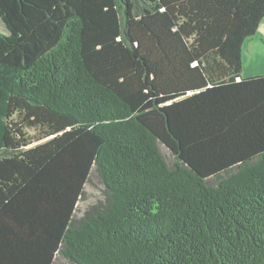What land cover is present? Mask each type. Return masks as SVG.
Returning <instances> with one entry per match:
<instances>
[{
    "label": "trees",
    "instance_id": "obj_1",
    "mask_svg": "<svg viewBox=\"0 0 264 264\" xmlns=\"http://www.w3.org/2000/svg\"><path fill=\"white\" fill-rule=\"evenodd\" d=\"M0 20V264H264V76L242 78L264 0H0ZM94 170L108 205L76 225Z\"/></svg>",
    "mask_w": 264,
    "mask_h": 264
},
{
    "label": "rangeland",
    "instance_id": "obj_2",
    "mask_svg": "<svg viewBox=\"0 0 264 264\" xmlns=\"http://www.w3.org/2000/svg\"><path fill=\"white\" fill-rule=\"evenodd\" d=\"M0 32L7 34V29L4 23L0 20ZM255 37L250 39L249 42H253ZM248 46L244 50V64H243V79H249L255 76H264V43H262L259 37L255 38L252 46L253 52L248 51ZM29 135L33 136L35 133L33 131L28 132ZM37 145V144H36ZM161 153L165 157L166 161L173 167L176 163V158L172 155V153L167 150L165 147L161 146ZM209 185L217 186L218 180L213 178L208 181ZM106 187L97 174L96 170H94L90 176V181L87 183L85 187V194L82 199L79 201L77 210L74 216L75 224L79 225L89 213H94L96 209L103 210L108 205V196L106 194ZM56 264H72L68 260H66L63 256L58 255L56 259Z\"/></svg>",
    "mask_w": 264,
    "mask_h": 264
},
{
    "label": "crops",
    "instance_id": "obj_3",
    "mask_svg": "<svg viewBox=\"0 0 264 264\" xmlns=\"http://www.w3.org/2000/svg\"><path fill=\"white\" fill-rule=\"evenodd\" d=\"M256 37H259L260 41L262 43H264V21L261 24L260 29H259L258 33L256 34L255 38ZM255 38H254L253 42L255 41ZM253 42L252 43L250 42L249 47H248V51L254 53L252 46H254L256 44H253ZM243 58H244V56H243ZM259 76H261V75H259ZM259 76H255V77H259ZM242 78H243V75H242ZM251 78H254V77H251Z\"/></svg>",
    "mask_w": 264,
    "mask_h": 264
}]
</instances>
